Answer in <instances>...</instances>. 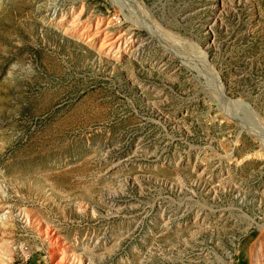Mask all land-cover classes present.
Wrapping results in <instances>:
<instances>
[{
	"label": "rangeland",
	"instance_id": "1",
	"mask_svg": "<svg viewBox=\"0 0 264 264\" xmlns=\"http://www.w3.org/2000/svg\"><path fill=\"white\" fill-rule=\"evenodd\" d=\"M44 231L80 264L257 263L264 0H0V264H51Z\"/></svg>",
	"mask_w": 264,
	"mask_h": 264
},
{
	"label": "bare ground",
	"instance_id": "2",
	"mask_svg": "<svg viewBox=\"0 0 264 264\" xmlns=\"http://www.w3.org/2000/svg\"><path fill=\"white\" fill-rule=\"evenodd\" d=\"M197 50L198 51L196 53V60L200 64L202 72L207 77L206 79L207 87L210 88L209 90H211L214 97H216V103L221 113L228 116V114L230 113V110L234 106L242 107L245 109V111L249 110V108L241 106V103L239 102L235 103L231 100L230 97H228L227 93L224 91L221 80L218 77V73L216 72L213 64L211 65L209 62H207L208 58L206 56V53L202 52L199 49ZM234 121H236V123L239 124L240 127L244 126L243 123L240 122L241 120H237V118H235ZM37 228L40 231V233H42L43 228L39 226ZM43 233H44V236H47L48 234H50L51 240L48 239V244L50 245V249L48 250L49 251L48 258L51 264H76V263L80 264L79 261L76 262L75 256L70 254L71 249L69 248V245L65 241L55 237L52 231H44ZM259 245L262 246V251L259 253L260 256L257 257L256 264H264L263 261L262 262L260 261V258L263 255L262 253H264V241L261 242V244Z\"/></svg>",
	"mask_w": 264,
	"mask_h": 264
},
{
	"label": "built area",
	"instance_id": "3",
	"mask_svg": "<svg viewBox=\"0 0 264 264\" xmlns=\"http://www.w3.org/2000/svg\"><path fill=\"white\" fill-rule=\"evenodd\" d=\"M115 19V18H114ZM116 22L118 23L119 22V20L118 19H116Z\"/></svg>",
	"mask_w": 264,
	"mask_h": 264
}]
</instances>
